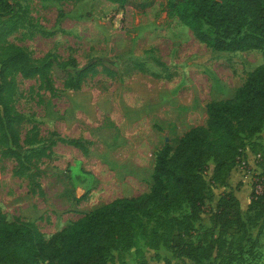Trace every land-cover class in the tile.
Wrapping results in <instances>:
<instances>
[{"label":"rangeland","instance_id":"rangeland-1","mask_svg":"<svg viewBox=\"0 0 264 264\" xmlns=\"http://www.w3.org/2000/svg\"><path fill=\"white\" fill-rule=\"evenodd\" d=\"M12 1L24 13L4 41L50 67L28 77L7 75V108L0 103V207L8 219L27 220L46 238L99 204L148 193L159 148L205 124L206 103L230 97L263 62L259 48L207 46L167 10L165 0L144 9L132 6L134 0ZM63 71L74 87L64 85ZM242 137L239 161L222 181L211 178L212 154L206 159L209 196L196 217L181 199L166 206L151 201L139 216L136 245L109 250L106 264H136L141 255L149 264L191 263L167 239L150 247L151 231L158 225L165 233L160 217L172 216L192 240L208 245L217 235L211 210L224 190L239 198L244 231L222 234L221 247L203 261L264 264V209H247L256 181L251 148L264 145V119ZM165 191L172 193V186Z\"/></svg>","mask_w":264,"mask_h":264},{"label":"trees","instance_id":"trees-1","mask_svg":"<svg viewBox=\"0 0 264 264\" xmlns=\"http://www.w3.org/2000/svg\"><path fill=\"white\" fill-rule=\"evenodd\" d=\"M108 1L120 5L127 2ZM153 3L154 0H134L131 4L144 9ZM165 6L212 49L259 48L263 50V62L247 72L230 97L206 103L205 124L191 126L174 143L159 148L148 193L99 204L49 238L27 220L8 219L0 207V264H106L109 250L121 252L136 245L139 216L151 201L166 206L175 198L181 199L190 206L194 217L199 214L209 196L204 171L210 154L214 161L211 178L217 182L239 161L245 145L242 134L250 125L264 119V0H165ZM23 13L19 3L0 0V103L5 108L3 91L11 89L9 73L17 71L28 77L50 67L49 61L38 66L21 46L4 41L20 26ZM79 74L76 73L77 78ZM62 75L64 85H76L68 71ZM7 125L15 137L10 117ZM255 144L251 149L255 151L256 181L247 209L258 210L264 209V145ZM167 185L172 186V193L165 191ZM210 216L211 230L217 228V235L208 240V245L192 240L181 219L172 216L160 217L167 225L165 233L158 232V225L155 226L151 231L153 240L148 245L155 248L161 238L167 239L176 255L191 260L187 264H207L203 259L214 247H221L220 236L244 231L245 225L240 216L239 198L232 190L219 193ZM136 264L149 263L141 255Z\"/></svg>","mask_w":264,"mask_h":264},{"label":"built area","instance_id":"built-area-1","mask_svg":"<svg viewBox=\"0 0 264 264\" xmlns=\"http://www.w3.org/2000/svg\"><path fill=\"white\" fill-rule=\"evenodd\" d=\"M258 155V153H256V156Z\"/></svg>","mask_w":264,"mask_h":264}]
</instances>
